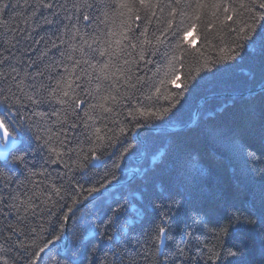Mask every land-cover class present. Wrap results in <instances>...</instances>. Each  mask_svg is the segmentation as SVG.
<instances>
[{"label":"trees","instance_id":"obj_1","mask_svg":"<svg viewBox=\"0 0 264 264\" xmlns=\"http://www.w3.org/2000/svg\"><path fill=\"white\" fill-rule=\"evenodd\" d=\"M6 2L18 6L9 7L0 19L8 21L10 26L22 31L17 32L19 43L6 52L4 49L8 45L4 41L7 39V34L3 28H0V53L8 57L15 54L22 61L17 64L15 60H9L10 64L21 70L22 75L25 70L32 73L37 67L43 69L46 64L59 58V53L56 49H52L51 42L56 41L63 25L70 23L65 19L66 16L74 18L81 12H87L91 16L99 15L95 7L73 8V4L81 3L82 0H47L53 4L52 9L36 8L38 0H28L27 4L25 0H6ZM88 2L98 4L99 0H88ZM228 2L242 13L240 18L248 19L247 13L239 8L240 0H228ZM243 2L248 4L249 0ZM34 10L36 16L32 18L31 13ZM255 11L259 16L264 10L257 8ZM25 17L29 18L28 24L23 23ZM45 17L54 23L45 24L43 22ZM166 18V12L161 14L157 10L156 17L149 26L150 32L164 29ZM240 18H236L237 21ZM80 24L82 28L87 24L88 31L96 27L94 23L82 19ZM175 24H181L180 16L176 17ZM137 25L143 27L142 21H136L132 26L136 28ZM237 26L238 22L236 24L232 21L225 22L221 33L224 39H214L212 46L205 43L200 28L191 31L182 42L181 51L177 52V55H182L184 66L181 69L177 65L180 76L175 83L166 84L161 88L159 97L154 89L149 92L146 84L142 92L137 93L132 100L134 108L143 107L153 112H160L165 108L170 110L164 113L163 117L147 113L141 116L134 112L135 118L127 115L126 108L122 110L121 114L115 117L119 120V125L109 124V127H116L115 136H112L110 141H104L97 150L100 159L93 161L84 172L68 171L65 163L74 167L68 155H64L56 164L51 163L56 157L48 151L43 141L48 135L45 129L53 127V130H56V126L52 124V120L45 122L38 115H34L31 106L23 109L22 120H18L12 136L16 145L6 157L0 156V234L9 235V225H21L18 217L25 216L23 208L18 212L11 205L19 204L20 200L32 196L38 207L35 214L31 211L26 214L27 218L23 220V225L37 229L43 225L48 231L41 232L40 236H50L53 230L60 235V239L41 254L42 258L38 264H55V260L60 261V264H100L105 258L111 261L114 258L113 252L118 254L124 252L125 244L130 255L141 253V256L137 257L139 264H145L141 245L144 243L145 233L156 220V212L151 207L150 201L158 196L166 198L169 186L183 191L182 181L190 171V159L188 151H181V148L193 143L194 138L200 163L211 173V184L214 187L217 184L230 186L238 196L234 202L242 204L245 196L258 188L264 175V162L254 163L249 158L251 152H255L257 156L264 154V117L260 111L262 84L259 77L252 80L249 75L261 54L260 36L264 33V18L257 20L255 31L250 33L255 42L240 41L244 47L238 49L237 59L222 61L219 59L223 54L220 48L226 47L230 38L235 37V33L229 32V27ZM100 27L103 28L104 25L101 24ZM29 33L30 38H23ZM174 44V39L172 44L166 41L160 46V53L148 57L152 63L141 62L139 68L133 66L135 75L143 76L150 81L164 78V73L167 71V57L162 53L167 52L171 55ZM45 51L48 55L41 59V53ZM32 61H36V65L28 68V64ZM205 64L208 67H204ZM158 69L159 73L154 75ZM8 70V64L0 66V71ZM57 71L62 72L63 69L59 68ZM30 82V80L26 81V83ZM45 83L49 81L45 80ZM7 86L0 81V87L7 88ZM148 95L152 96L150 100L145 99ZM2 107L3 105H0V108ZM60 107L53 102L41 105L38 111L51 112L52 108ZM82 109L83 106L80 110L81 115ZM193 120L194 123L190 125ZM137 123L142 126L137 127ZM120 127L124 128L123 134L119 131ZM141 129L143 130L139 140L137 132ZM36 136H40L41 139L37 140ZM68 137L65 143L73 148L77 147L76 137L72 132L68 133ZM54 146L64 151L58 145L54 144ZM80 146L85 151L89 147L87 143ZM126 148L127 152H125ZM18 155H24V163L15 160ZM142 155L143 158L138 161L136 158ZM72 159H75L74 153ZM130 170L137 171V175L132 179L128 174ZM107 173L114 175L115 179L111 184L106 185V189L101 190L102 195L87 204V216H82L78 210L82 205H77L72 213L68 212L67 208H59V205L53 207V202L56 201L71 207L72 200L68 197L60 200L53 194L51 200H46V196L35 195L37 192H51L53 183L57 186L63 184L67 189L68 177L72 178L73 185L79 183L86 189L92 186L89 181L96 183ZM117 184L122 185L108 188L109 185ZM85 195L86 192L80 194L83 204L87 203L83 200ZM14 197L18 199H13ZM176 198L180 199L179 196ZM116 201H119V204L115 203ZM186 201L183 208L179 211L173 209L170 213L173 239L165 240L160 245L161 253L175 251V246L181 239L180 230L186 224H191L192 216L196 211H200L201 214L207 211L203 208V201L199 196L186 197ZM109 207L120 208L119 219L114 218L110 224L104 222ZM48 209H51L55 216L49 215ZM64 215L69 219L63 220ZM61 225H63L62 229ZM194 231L188 251L191 256L198 258L196 264H204L205 256L198 252L197 248L202 249L204 244L211 246L216 241L210 231L202 229H194ZM109 236L120 243L109 241ZM31 239L32 234H29L27 239L24 236L13 235V241L23 240L25 243H30ZM137 241L140 243L138 244ZM37 242L39 243L40 240L38 239ZM0 243H3V240H0ZM58 243H61L62 247L58 246ZM229 243L241 247L244 251V256L238 258L242 264H261L264 260V249L261 248L257 238V231L250 230L248 225L237 226L231 234ZM183 246L181 244V247ZM4 248L5 251L0 252V257L8 260V264H13V261L15 264H23L17 255L18 249L13 250L8 244H4ZM150 251L158 255L154 247L150 248ZM124 259L127 260L128 256H124ZM0 264H3V260H0Z\"/></svg>","mask_w":264,"mask_h":264},{"label":"snow or ice","instance_id":"obj_2","mask_svg":"<svg viewBox=\"0 0 264 264\" xmlns=\"http://www.w3.org/2000/svg\"><path fill=\"white\" fill-rule=\"evenodd\" d=\"M27 2L28 0H25V4ZM17 6L6 2V0H0V17H3L9 7ZM35 7L52 9L53 4L47 0H38ZM94 7L99 15L91 16L87 12H81L74 18L65 17L70 23L64 24L60 35L56 37V41L59 43L51 42V47L57 50L59 58L46 64L43 69L37 67L32 73L25 70L22 75L21 70L10 64L9 60H15L17 64L22 61L15 54L8 57L0 53V57H2L0 66L8 64L9 69L7 72L0 71V81L8 85L7 88L0 87V105H3L0 108V140L5 142L6 148L15 143L11 137L17 127L18 120H22L21 111L31 106L34 115H38L45 122L52 120V124L56 126V130H53V127L45 129L48 135L43 144L47 146L50 153L55 155L56 158L51 160L53 164H56L64 155H68L74 165L72 167L65 163L69 172L74 170L84 172L88 170L93 161L100 159L97 150L105 140L110 141L112 136H115L116 127H109V124L118 126L119 120L115 117L119 116L125 108L130 117H133L134 112L141 116L147 113L163 117L164 113L170 110L165 108L163 111L153 112L143 107L134 108L132 100L137 96V93L142 92L146 84H148L149 92L154 89L155 94L159 97L161 88L166 84L175 83L180 76L177 65L181 69L184 66L182 55H177V52L181 51L182 42L191 31L200 28L205 43L212 46L214 39H224L221 33L225 22L232 21L234 24L238 22L237 27H229V32L235 33V37L230 38L226 47L220 48L223 54L219 57L222 61H235L239 55L238 49L244 47L240 41L253 40L250 33L255 31L257 20L264 18V11H261L259 16L255 11L257 8L264 10V0H259V2L249 0L248 4L240 0L239 8L247 13V20L240 18L242 13L237 11L236 7L228 0H99L98 4L82 0L81 3L73 4V8L77 9H92ZM157 10L161 14L167 13L166 27L150 32L149 26L152 24L153 18L156 17ZM35 16L36 11L34 10L31 17ZM177 16L181 17L180 25L175 24ZM236 18H240L239 21ZM81 19L94 23L96 27L92 31H88V25L85 24L82 28ZM28 21V17L23 18L24 24H28ZM136 21H142L143 27L137 25L136 28H133L132 25ZM157 21L159 22L158 17ZM43 22L45 24L54 23L46 17ZM101 24L104 25L103 28L100 27ZM0 28H3L7 34V39L4 41L8 45L4 49L7 52L19 43L17 32L22 30L10 26L8 21L2 19H0ZM23 38H30V33ZM173 39L175 44L172 47L171 55L167 52L162 53L167 57V71L164 73V78L150 81L143 76L135 75L133 66L139 68L141 62L152 63L148 57L156 56L160 53V46L164 45L166 41L172 44ZM260 40L261 54L249 75L252 80L259 77L261 81L260 111L264 117V33H261ZM253 42L255 41L253 40ZM47 55V51L42 52L41 59ZM35 65L36 61H32L27 67L32 68ZM204 67H208V65L205 64ZM59 68H62L63 71H57ZM53 73L55 74L53 75ZM158 73L159 69L154 75ZM29 80L31 82L26 83ZM45 80L49 83H45ZM151 98V95L145 97L149 100ZM53 102L61 107L52 108L51 112L38 111L41 105ZM137 103H139L138 99ZM81 106H83L82 115ZM136 126L141 127L142 125L137 123ZM119 131L123 134L124 128L120 127ZM69 132H72L76 137L77 147L75 148L65 143L69 139ZM109 133L112 135L110 136ZM36 139L40 140L41 137L36 136ZM83 143L89 145L87 151L80 146ZM54 144L64 151L58 150ZM127 151L126 148L125 152ZM181 151H188L190 171L183 178L182 192L169 186L166 198L158 196L155 200L150 201L151 207L156 212V220L145 233V240L141 245L145 264H196L198 258L191 256L188 251L189 242L195 234L194 229L210 231L216 241L211 246L204 244L202 249L197 248V251L205 256L204 264H242L238 258L244 256V251L241 247L229 243L231 234L240 225H248L250 230H256L261 248L264 249V175L261 177L258 188L245 196L242 204H237L234 201L238 199V196L230 186L217 184L214 187L211 184V173L200 163L199 152L195 147V138L193 143L185 145ZM73 153L75 159H72ZM249 158L254 163L264 162V154L257 156L255 152H251ZM15 160L24 163L25 157L18 155ZM114 179V175L107 173L102 180L96 183L89 181L92 186L85 189L79 183L73 185L72 178L68 177L69 187L67 189L63 184L57 186L53 183L51 192H37L35 195L37 197L46 196V200H51L53 194L60 200L68 197L72 200L71 207H68L66 203L59 204V201L53 202V207L59 205V208H67V211L72 213L77 205H82L78 210L82 216H87L88 205L83 204L80 194L87 193L83 197L84 201H88L97 194L102 195L101 190L106 189V185L111 184ZM177 196L180 199H177ZM193 196L202 198V206L207 211L203 214L196 211L192 216L191 224H186L180 230L181 239L176 244L175 251L161 253L160 245L165 240L173 239L170 213L173 209L179 211L185 206L186 197ZM13 199L18 198L14 197ZM115 203L119 204V201ZM11 207L16 208L18 212L23 208L25 216L18 217L21 220L20 226H8L9 235L0 234V240H3V243H0V252H4V244H8L11 249L19 250L17 255L23 264H38L42 258L41 254L45 253L50 245H54L60 239V235H57L53 230L50 236H40L41 232L48 231L43 225L39 229L23 225V220L27 218L26 214L29 211L35 214L38 207L32 196L20 200L19 204H13ZM48 212L49 215L55 216L51 209H48ZM119 212V207H109L104 222L110 224L114 218L119 219ZM62 219L66 221L69 217L64 215ZM60 227L62 229L63 225ZM29 234H32L30 243H25L23 240L13 241V235L24 236L27 239ZM108 239L116 244L120 243L112 236H109ZM137 243L140 242L137 241ZM181 244L184 246L181 247ZM152 247L156 249L158 255L150 251ZM124 248L125 251L122 253L113 252L114 258L111 261L105 258L100 264H139L137 257L141 256V253L130 255L126 244ZM124 256H128V259L125 260ZM53 259L55 260V258ZM0 260H3V264H8V260L3 257H0ZM55 264H60V261L55 260ZM261 264H264V260L261 261Z\"/></svg>","mask_w":264,"mask_h":264},{"label":"bare ground","instance_id":"obj_3","mask_svg":"<svg viewBox=\"0 0 264 264\" xmlns=\"http://www.w3.org/2000/svg\"><path fill=\"white\" fill-rule=\"evenodd\" d=\"M197 113V112H196ZM194 120H195V118H194ZM143 129H141V130H139L138 132H137V134H139V140H141V131H142ZM138 137V136H137ZM144 155V154H143ZM143 155L141 156V157H139V158H136L138 161L139 160H141L142 158H143ZM128 174H130L132 177L130 178V179H132L134 176H136L137 175V171L136 170H130V171H128ZM120 185H122V184H117V185H109L108 186V188H112V187H119ZM105 191V190H104ZM103 191V192H104ZM102 193V192H101ZM98 196H100V194H97L96 196H94L95 198L94 199H96ZM93 198V197H92ZM91 199V198H90ZM93 201V200H92ZM90 203V202H89Z\"/></svg>","mask_w":264,"mask_h":264},{"label":"water","instance_id":"obj_4","mask_svg":"<svg viewBox=\"0 0 264 264\" xmlns=\"http://www.w3.org/2000/svg\"><path fill=\"white\" fill-rule=\"evenodd\" d=\"M194 123V120L190 123V125H192ZM172 130H175V129H172ZM137 136H138V138H139V134H137ZM12 139V138H11ZM15 145H16V142L14 143V144H12L10 147H8L9 149H12V148H14L15 147ZM0 156H2V157H5L6 156V151L5 150H3L2 149V147H0ZM94 198L95 197H93V198H91V199H89L88 201H87V203H85V204H88L89 202H91L92 200H94ZM82 207V206H81ZM80 207V208H81ZM58 246H60V247H62V244L61 243H58L57 244ZM43 256V255H42Z\"/></svg>","mask_w":264,"mask_h":264}]
</instances>
